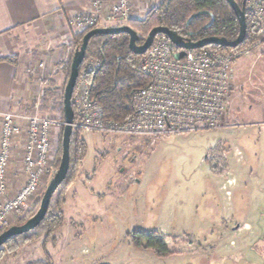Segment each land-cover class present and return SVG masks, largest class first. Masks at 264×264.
I'll return each instance as SVG.
<instances>
[{"label": "rangeland", "instance_id": "obj_1", "mask_svg": "<svg viewBox=\"0 0 264 264\" xmlns=\"http://www.w3.org/2000/svg\"><path fill=\"white\" fill-rule=\"evenodd\" d=\"M263 6L264 0H247L245 10L264 31ZM244 47L264 55L260 41ZM247 55L239 57V63ZM263 60L253 63L247 80L233 77L225 127L220 129L154 138L75 130L86 142L87 153L72 170L75 179L64 196V221L55 233L56 242L45 246L51 264H264ZM40 64L29 70L38 87L30 109L16 114H37L57 124L51 127L47 164L36 190L19 212L8 214L0 230L23 223L38 209L56 171V159L61 158L65 84L52 85L56 73ZM53 91L43 100L44 93ZM25 142L23 118L12 144L8 193L2 202L14 198L27 182ZM218 144L227 162L222 174L213 173L207 159ZM54 201L51 210L56 209ZM238 223L245 228L231 231ZM154 230L174 253L159 256L152 249L137 248L129 236ZM44 239L28 240L15 252L4 251L0 264H46Z\"/></svg>", "mask_w": 264, "mask_h": 264}, {"label": "built area", "instance_id": "obj_2", "mask_svg": "<svg viewBox=\"0 0 264 264\" xmlns=\"http://www.w3.org/2000/svg\"><path fill=\"white\" fill-rule=\"evenodd\" d=\"M151 1L154 0H140L145 5ZM246 2L247 0L245 9ZM110 3L109 10L104 14L105 0H88L86 9L73 15L69 19V25L81 32L102 25V20L122 25L134 17L132 0H110ZM180 50L175 49L163 34L153 40L141 59L143 70L150 75V82L135 90L133 111L121 121L106 118L99 103L90 98L85 76L97 64L88 60L72 94L73 130L145 134L154 138L157 135L225 127L223 122L229 107L233 64L239 57L249 54L250 47L219 50L204 46L185 49L181 57H176ZM31 72L35 73V69ZM0 117L1 228L6 223L8 214L19 212L36 190L40 172L47 164L51 127L57 121L37 114L24 117L14 112L2 113ZM23 118L26 119L23 159L27 182L14 198L2 202V197L8 193L6 173L11 148L14 137L20 133Z\"/></svg>", "mask_w": 264, "mask_h": 264}, {"label": "trees", "instance_id": "obj_3", "mask_svg": "<svg viewBox=\"0 0 264 264\" xmlns=\"http://www.w3.org/2000/svg\"><path fill=\"white\" fill-rule=\"evenodd\" d=\"M235 2L239 6L243 5V0H235ZM245 19L246 34L236 47H224L218 44H210L207 47L232 50L247 46L255 41L264 43V31L258 21L246 10ZM125 24L136 31L138 35L137 45L143 43L145 36L155 26H165L180 37L190 38L194 41L211 36L232 40L238 36L240 28L235 11L227 0H159L143 16L133 17ZM90 29L73 34L76 48L82 42L85 33ZM161 35V33L157 34L154 39ZM172 45L175 49H180L174 44ZM142 56L143 54H137L130 49L129 34L127 32L94 34L88 40L83 61L79 65L76 85L85 68V63L90 59L93 60L97 66L94 70L87 72L85 76L89 96L99 103L106 118L121 121L133 111V93L135 90L150 82V75L143 70L141 65ZM71 60L66 65L68 73ZM60 110L64 120L63 100ZM210 152L212 154L209 153L211 155H208L207 159L212 172L222 174L227 170V162L220 155L222 153L220 144ZM86 153V142L79 137L78 132L73 130L70 138L69 168L65 179L51 197L47 213L33 230L12 236L1 245L0 260L4 251L15 252L22 243L44 236L43 250L46 254V264H51L45 246L47 242L52 244L56 242L55 233L64 221L62 210L64 196L75 179L72 170L83 163ZM59 164L60 157L56 159V170ZM56 193L59 194L56 195ZM53 201L56 203L55 210H51ZM35 212V210L31 211L23 221L33 216ZM5 228L3 227L0 233ZM129 236L137 248L152 249L159 256H165L175 251L169 249L164 241L158 238V233L155 230L151 232L134 231ZM29 264H43V262Z\"/></svg>", "mask_w": 264, "mask_h": 264}, {"label": "crops", "instance_id": "obj_4", "mask_svg": "<svg viewBox=\"0 0 264 264\" xmlns=\"http://www.w3.org/2000/svg\"><path fill=\"white\" fill-rule=\"evenodd\" d=\"M87 3L88 0H0V115L5 112L29 111L32 96L38 89L29 70L39 62L48 71L56 73L52 85L61 87L66 84V64L76 50L73 34L79 33L69 25V19L86 9ZM110 4V0H105L104 14ZM132 6L134 17L143 16L150 8L140 3V0H132ZM101 24L114 25L105 20ZM257 51L254 49L248 54L245 62L239 63L240 59L234 62V80L248 79L251 72L249 68L253 69L261 63L264 55ZM53 93H44L43 100ZM245 225L238 223L231 231L243 229Z\"/></svg>", "mask_w": 264, "mask_h": 264}, {"label": "water", "instance_id": "obj_5", "mask_svg": "<svg viewBox=\"0 0 264 264\" xmlns=\"http://www.w3.org/2000/svg\"><path fill=\"white\" fill-rule=\"evenodd\" d=\"M227 1L233 7L240 25L238 36L232 40L211 36L194 41L190 38L180 37L174 31L165 26H155L145 36L143 43L137 45L136 40L138 39V35L136 31L127 24L95 27L85 33L82 42L76 48L73 54L68 79L63 92L64 127L61 138V158L59 167L49 181L35 214L21 224H14L4 229L0 233V246L3 245L10 237L29 232L40 223V221L48 211L53 193L66 177L69 168L70 138L73 131L72 123L74 120V109L72 107L71 99L79 74V65L83 61L85 50L90 37L94 34H116L119 32H127L129 34L130 49L137 54H144L152 44L156 35L161 33L167 36L172 44L181 49L176 54V57H181L184 54L185 49H197L208 46L210 44H218L224 47H236L244 39V36L246 34V19L244 7L245 0H243L242 6H239L235 2V0Z\"/></svg>", "mask_w": 264, "mask_h": 264}]
</instances>
